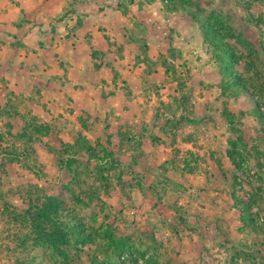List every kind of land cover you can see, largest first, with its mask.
Wrapping results in <instances>:
<instances>
[{"label": "rangeland", "instance_id": "1", "mask_svg": "<svg viewBox=\"0 0 264 264\" xmlns=\"http://www.w3.org/2000/svg\"><path fill=\"white\" fill-rule=\"evenodd\" d=\"M149 1L158 2L156 10L160 8L165 18L172 13L178 15L177 33L159 14H156L158 19L153 18L151 28L137 29L138 24L143 25L149 18L139 12L149 9ZM162 1L107 2V5L111 3V11L117 3L122 6L127 31L137 24L131 35L140 41L135 40L133 46L126 42L127 52L119 49V58L123 55L127 61H136L142 71H150L145 58L149 51L151 55L158 52L155 58L159 63L170 61L169 68L179 80L167 79L160 73L157 82L149 84L151 96L123 99L126 114L116 113L121 106L117 99L112 103L114 111L111 112L110 106L104 112L96 98L92 109L75 114L73 91L52 94L44 100L40 90H35L31 97L2 98L6 105L0 107V203L3 206L7 201L10 208L15 209V205L21 209L28 208L22 197L57 196L62 203V217L68 223L74 222L86 239L80 241L71 233L69 242L62 245L72 264L113 261L117 264H264V0H190L196 5L187 6L186 10L176 8L172 0H164L172 9L169 10ZM47 3L52 11L62 9L64 16L58 23L65 20L66 26L73 25V1L47 0ZM190 13L199 17L200 22ZM117 19L121 23V17ZM80 24L88 26L89 21ZM209 25L219 33L220 44L208 38L205 28ZM58 27L62 36L60 49L66 51L70 45L64 40H68L69 34ZM69 48H73V42ZM92 54L96 63L105 60L97 50ZM230 55L236 62H231ZM179 56L180 61L173 62ZM47 58L52 60L53 56L47 54ZM132 62V68L128 69L140 71L137 63ZM226 64L237 74L238 82H231L230 89L223 90L226 88L222 84H229L224 73ZM161 69L166 70V66L162 65ZM108 99L103 96L102 100L108 104ZM130 108L144 111L141 115L126 112ZM167 123H173V127L165 132L170 131V138L175 139L176 148L184 155L193 149L179 139L197 142L198 146L194 147L206 154L214 151L217 154V149L222 153V156L218 153L219 169L207 160L201 161L202 175L209 178L210 171L218 183L220 180L213 170L221 176L222 184L215 187L219 192L216 199L222 201L218 202V209L201 210L184 205H198L204 200L203 184H198L196 190L182 184L185 189L168 198L171 204L176 201L184 210L158 207L150 187L159 185L164 190L168 181L173 184L176 178L165 173L162 178L156 176L153 170L157 166L151 169L136 134L144 128L143 133L159 132L163 124L171 127ZM113 129H119L124 143L112 138ZM87 145L99 157L110 155V158L108 161L90 158V153L85 151ZM73 151L78 153L74 163ZM225 151L235 158V163L231 161L234 176L231 163L227 161V166L224 163ZM69 162L70 166H65ZM121 177L125 190L118 186ZM183 177L188 180L187 175ZM73 179L80 185L73 183ZM189 180L197 185L194 178ZM231 193L233 206L237 208L234 212L227 208ZM246 204L251 205L249 215L259 223V231L244 225ZM1 209L0 264H66L52 246L42 242L37 245L32 240L24 245L14 242L24 229L13 224L10 230L12 221L10 224L8 213ZM180 218L186 219V223ZM67 229L70 230V225ZM197 236L203 244L194 241ZM193 253L196 256H187Z\"/></svg>", "mask_w": 264, "mask_h": 264}, {"label": "crops", "instance_id": "2", "mask_svg": "<svg viewBox=\"0 0 264 264\" xmlns=\"http://www.w3.org/2000/svg\"><path fill=\"white\" fill-rule=\"evenodd\" d=\"M69 1H73L74 7L73 25L70 23L71 25L67 24L66 26L65 24L67 22L65 20L63 24L58 23L60 22L59 19L64 16L61 13L62 9L52 11L48 7L47 0H0V99H8L9 95L11 97L16 95L31 97L35 90H40L42 92V100H44L47 97H51L52 94L55 95L58 93L60 95L62 92L73 91V100L75 101L73 111L75 114L87 112L92 109L94 107V98L100 102L99 105L101 108H104V112L110 106H112L111 112L114 111V105L112 103L117 99L121 102V106L119 107L120 110L118 109L119 111H116V113L126 114L123 111L125 106L123 99L127 97L136 99L151 96L149 84L152 86L157 82L160 73L163 72L167 79L174 78L175 81H179L175 78L176 76L172 68L169 70L166 67V70L164 69L162 71V65L159 66L156 63L157 59L155 57L158 52L151 55L152 53L149 51L148 53L150 55L145 58L147 67L151 66L150 71H142V68L136 61L132 62L128 60V62L123 55L119 58V49H124L123 53L125 54L127 52V50L125 52L126 46H128L126 42L130 43L129 46H133L137 43L136 41H140V39L131 35V32L137 27V24H133L134 28L132 27L127 31L122 17L123 9L119 3L113 8L114 11H111L109 7L111 3L107 5V2H113V0ZM123 1L119 0L121 3ZM136 2H139V0H136ZM149 3L147 4L149 9L139 10L142 16L149 17V22L145 20L143 25L138 24L137 29L139 30V27L151 28L153 18L158 19L156 14H159V17H163L165 21H168L169 26L177 33L180 25L178 15L172 13L165 18V14L160 8L156 10V4L158 2L149 1ZM145 6L139 4V7ZM161 13L162 15H160ZM117 16L121 17V23L118 22ZM130 20L128 18V21ZM83 21H89L88 26H81L80 23ZM130 22L132 23V21ZM58 26H61V29L69 34L68 40L65 39L64 41L70 46L73 42V48H69V46L66 48V51L60 49L62 36H60ZM120 35L121 37L119 38ZM52 38L54 39L52 40ZM94 50H97L99 55L103 56L105 60L101 59L96 63L97 59L92 54ZM132 50L134 49L131 48L129 51L132 52ZM64 52V57H61ZM47 54L53 56L52 60L47 58ZM180 59L179 56L173 62L176 60L180 61ZM130 62L133 65L137 63V68H140V71L134 69L130 71L128 69V67L132 68ZM176 66L180 68V65ZM156 69L158 70L157 72L154 71ZM103 96L111 99H108V104H105L102 100ZM56 98V100H59L58 97ZM4 99L0 100V107L6 105V103H3ZM133 103L135 104L136 100ZM143 111V108L133 109V111L130 108L126 112H134V114L141 115ZM191 121L194 122V120ZM167 124H171V127L163 124L162 127L159 126L161 127L159 129L161 131L159 132H150V134L148 132L143 133L144 128L136 134L138 135L137 139L139 140L141 148H145L143 149L145 150L144 154L150 160L151 169L157 166L153 170L158 174L156 176L162 178L163 173H165L168 176L171 175L176 178L173 182L171 181L173 184L168 181V185L163 187L164 190L159 185H152L150 187V190L152 193H155L156 200L159 202L158 207H164L173 211L184 210L185 207L177 206L176 201H173L171 204L168 198L185 189L182 187V184H185L191 189L194 187V190L197 189L198 184H203L205 186L203 191L204 200L199 201L198 205L194 203L184 205L187 208H198L201 210L218 209V202L222 201L216 199L219 198V192L215 191V187L216 184H222L221 176L215 169L213 170L214 174L220 180V183H218L216 177L212 176V172L209 171L211 175L209 178L206 175H202L203 168L201 167V161L207 160L219 169L220 166L218 163L221 161L218 159V153L221 156L222 153L217 149V154L215 151L213 153L211 152L212 154H206L200 148L194 147L198 146L197 142L182 141L179 139L188 148L193 149V152L187 150L184 155L181 149L176 148L177 144L175 143V139L170 138V131L165 132L166 130H171L173 123ZM216 139L218 140V138ZM146 148L149 151H146ZM196 149L199 151L197 152ZM199 154L203 157H200ZM216 159H218V162ZM227 161L231 163L232 168L230 170L232 169L233 174L234 164L231 162L228 152L225 151L224 163L226 164ZM169 166L171 167L168 168ZM227 171L226 175L228 176ZM184 175L188 176V180H184ZM223 176L225 175L223 174ZM191 178H194L197 184L196 186L192 185V181L189 180ZM209 195L213 197L208 198ZM229 195L230 198L227 201V208L229 211L234 212L237 208L233 206V193ZM226 196L227 198H225L228 199V195ZM210 199L211 201H209ZM179 220L182 223H186V219L180 218ZM215 225L219 226L217 222H215ZM199 238L198 236L194 237V241L198 244L201 241V244H203ZM215 239L220 240L219 237ZM210 242L215 244L214 240H210ZM187 256L191 257L196 255L193 253Z\"/></svg>", "mask_w": 264, "mask_h": 264}, {"label": "trees", "instance_id": "3", "mask_svg": "<svg viewBox=\"0 0 264 264\" xmlns=\"http://www.w3.org/2000/svg\"><path fill=\"white\" fill-rule=\"evenodd\" d=\"M175 2L177 5L176 8L180 10H186L187 6H195L196 3L194 4L190 0H172ZM163 5L169 9L172 10L171 7L168 8V2H165L164 0L162 1ZM190 15L193 17L194 20L200 22L199 17L193 15L190 13ZM204 29V28H203ZM205 32L208 36V38L213 42L214 44L218 45L220 44L219 42L222 40L220 38L219 33L217 30L212 26L209 25L208 28H205ZM231 57V62L234 63L236 62V59L234 58L233 55H230ZM157 64L166 66L169 68V62L165 59L163 62L159 63V59H157ZM151 67V66H150ZM223 68V67H222ZM224 73L227 75L229 84L223 83L222 87L226 88L223 90H228L230 89L231 82L234 84H237L238 82V76L235 74V72L230 68V64L224 65ZM171 68H169L170 70ZM224 85V86H223ZM243 91H246L244 89ZM188 97V96H184ZM259 117L262 116V114L259 112ZM190 120V119H189ZM193 120V119H191ZM114 134L112 138L118 140L121 144L124 143L125 139L123 138L122 134L120 133L119 129H113ZM87 151L90 153V158H96L99 159L100 161H104L110 158V155H105L103 157H99L97 154L93 152V149L91 148L90 145H87ZM24 152V151H23ZM26 153V151H25ZM78 153H75L73 151V163L75 159L77 158L76 155ZM230 159L232 162L235 163V158L232 157L231 153H228ZM71 162L65 163V166L68 165L70 166ZM238 170H241V167H238ZM124 174H129L128 171H124ZM104 178V177H103ZM63 180H66L63 179ZM73 183H76L80 185L79 182H76L75 179H73ZM110 181L107 178L105 180V186L108 187ZM118 186L121 188V190H125V181L123 177L120 178L118 182ZM92 196H94L92 194ZM23 202L27 205L28 208H21L17 209L18 207L13 205L15 209L10 208V204L7 201L3 202V206L0 203V209L1 211H4L5 213H8V220L9 222L12 221L11 228L12 230V225L17 224L20 226V229H24V232L18 235V238L14 242H19L22 245L27 243L28 241L32 240L35 242L37 245L39 244L38 242H42L44 245H49L52 246L58 253L65 259L66 264H72L70 262V258L67 255V253L63 250L62 245L67 244L69 242V237L71 233H73L74 236H78L80 241L86 242L85 236L80 233L78 230V226L75 225V223H68L65 221V219L62 217L60 210L62 209V203L59 201L58 197L55 195H45V196H36L35 194L33 196L29 195L28 197H22ZM244 209V215H243V221L244 225H248L252 230L254 231H259V223L255 221L254 219L251 218L249 213H251V205L246 204ZM70 225V230L67 229V226ZM39 240V241H36ZM78 240V241H79ZM119 243H123L122 240H119ZM98 261V260H97ZM99 263V261L97 262ZM31 264V262H30ZM108 264H117L115 261L113 263H108Z\"/></svg>", "mask_w": 264, "mask_h": 264}]
</instances>
